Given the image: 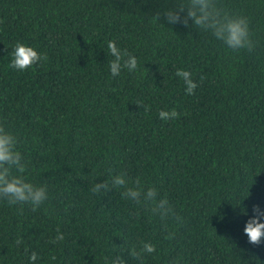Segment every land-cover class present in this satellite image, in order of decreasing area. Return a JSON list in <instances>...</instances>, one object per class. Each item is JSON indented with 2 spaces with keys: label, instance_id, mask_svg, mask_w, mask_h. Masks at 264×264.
<instances>
[{
  "label": "trees",
  "instance_id": "obj_1",
  "mask_svg": "<svg viewBox=\"0 0 264 264\" xmlns=\"http://www.w3.org/2000/svg\"><path fill=\"white\" fill-rule=\"evenodd\" d=\"M172 2L0 0V117L20 136L30 179L51 193L36 212L0 202V264H28L32 252L36 264H105L141 239L158 245L145 264H264V238L249 243L240 214L264 208V0H223L260 41L242 55L157 23ZM17 41L45 59L12 70ZM109 41L136 56V72L111 76ZM177 69L192 74L194 95ZM162 110L177 116L161 120ZM119 171L167 195L183 217L174 240L115 190L89 192ZM58 229L64 241L50 244Z\"/></svg>",
  "mask_w": 264,
  "mask_h": 264
},
{
  "label": "clouds",
  "instance_id": "obj_2",
  "mask_svg": "<svg viewBox=\"0 0 264 264\" xmlns=\"http://www.w3.org/2000/svg\"><path fill=\"white\" fill-rule=\"evenodd\" d=\"M155 21L166 28L183 26L205 34L217 42L223 50L231 55L255 53L260 41L253 29L248 15L233 13L228 10L223 0H173L167 7L161 8L155 14ZM108 54L113 57L109 62L112 77H119L122 71L134 73L138 69L136 56L126 49H121L116 41H109ZM9 68L17 72L33 70L44 55L34 46L17 41L8 54ZM175 75L183 80L184 91L187 95H194L197 83L191 78L192 74L184 69H177ZM145 113L150 111V105L141 103ZM177 113L160 111L159 118L167 121L175 119ZM9 116L0 117V202L9 207L19 206L21 209L30 207L33 212L44 207L51 199V193L46 183H36L30 179L25 155L20 148L19 134L8 122ZM97 180V179H96ZM92 183L89 192L100 196L112 190L119 193L120 200L137 210H143L149 221L157 222L164 234L165 240H174L183 217L175 209L167 195L155 185H144L137 178L131 179L127 171L109 174L108 179ZM240 214L246 216L243 234L251 244H259L264 238V208L253 205L251 213L241 207ZM65 236L59 229L50 244H59ZM22 243L21 239L16 244ZM153 254H158V245L151 240H133L125 242L116 250V255L105 258V264H145V260ZM40 259L36 252L28 257V264H36ZM55 260V257H52ZM173 264H177L174 261Z\"/></svg>",
  "mask_w": 264,
  "mask_h": 264
}]
</instances>
